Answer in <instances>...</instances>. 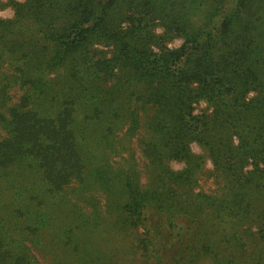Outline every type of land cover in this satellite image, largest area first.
Here are the masks:
<instances>
[{
  "label": "trees",
  "instance_id": "1",
  "mask_svg": "<svg viewBox=\"0 0 264 264\" xmlns=\"http://www.w3.org/2000/svg\"><path fill=\"white\" fill-rule=\"evenodd\" d=\"M6 6L0 236L17 264L54 214L49 245L76 264H264V0Z\"/></svg>",
  "mask_w": 264,
  "mask_h": 264
},
{
  "label": "rangeland",
  "instance_id": "2",
  "mask_svg": "<svg viewBox=\"0 0 264 264\" xmlns=\"http://www.w3.org/2000/svg\"><path fill=\"white\" fill-rule=\"evenodd\" d=\"M3 3H7L10 0H0ZM13 16V10L9 7L6 6L5 8L0 10V18L2 19H10ZM179 45V41H175L172 43L171 46H178ZM205 105L202 104V107H204ZM87 127L86 126H82V129L85 130ZM127 128L128 126H123V128L119 131L118 133V140L121 141L122 147H123V151L121 158H126L128 156H133L136 159V162L140 168V170H142V165H143V159L139 153V149L137 146V141L138 138L140 137V134L138 135L137 133L130 135V132H127ZM87 136H91V138H95L97 136V131L94 128H90L87 130L86 133ZM192 150L197 153L200 154L201 151L200 149L196 146V145H192ZM120 157H114L112 158V160H114L115 162L120 161V159H118ZM182 164L180 163H175L173 162L171 167L174 170H179L182 168ZM207 168L211 169V165L209 163H207ZM204 189V190H212L215 189L214 186V182L213 179L207 176H203L200 179L199 182V189ZM13 193V192H12ZM10 193L7 192L6 187L5 186H0V207H9V202H10ZM20 198V195L18 197H16V201H18ZM71 202H73V199L71 200ZM16 206V204L14 205V207ZM8 209V208H7ZM53 217V227L61 226L63 223H61L59 221V219L57 218V216H55V214L52 216ZM12 221H10L9 223H7V225H11ZM50 227L49 229L46 230V232H42V234L40 236V238H35L31 237L27 240V242L25 243L26 247L29 250V254L31 256L30 259H28L29 261H25L26 264H49V262L52 261L51 259V254L52 255H56L60 261L61 264H76L73 259V255H62L61 253H57V248H53L49 245V241L52 237L53 234H56L58 232L57 229ZM31 232H37L36 229H30ZM48 231V232H47ZM120 240H118V243ZM14 242L12 239H9L7 237H2L0 236V264H17L19 258L21 255L18 254L16 255V251H15V247H14ZM125 258V257H124ZM127 260H131L132 257L131 256H127L126 257ZM131 264H136L135 262L131 263Z\"/></svg>",
  "mask_w": 264,
  "mask_h": 264
}]
</instances>
